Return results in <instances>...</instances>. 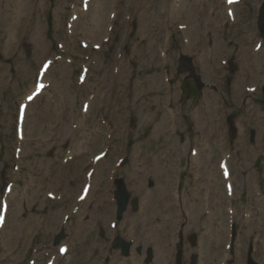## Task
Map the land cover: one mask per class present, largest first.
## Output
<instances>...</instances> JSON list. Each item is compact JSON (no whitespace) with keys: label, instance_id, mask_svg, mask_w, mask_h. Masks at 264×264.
I'll return each mask as SVG.
<instances>
[{"label":"rangeland","instance_id":"1","mask_svg":"<svg viewBox=\"0 0 264 264\" xmlns=\"http://www.w3.org/2000/svg\"><path fill=\"white\" fill-rule=\"evenodd\" d=\"M63 1L64 0H44V2H43L44 9L41 8L39 14H35V11H33L32 6H30L31 4L28 6V5H26V2H25V4L20 3V5H22V7L19 9L20 11H15V16H12V18L15 20V22L19 21L20 23H22L23 26H26L27 23H30L29 20H30V17H32L31 13L34 12V15L38 16V18L40 20H36V18H35L36 23L38 22L39 25L40 24L43 25V35L45 36V38L44 37L42 38V36L40 38L39 35H41V32H39V33L37 32L39 27H38V29H33V30H35V32L33 34V35H35L34 36L35 37L34 45L37 48L38 47L37 45L40 44L38 47V50L34 47L33 43L32 44H31V42L29 44L27 43L26 45H24L22 47L23 49H21L22 50L21 55L16 60H14L13 58L9 57L10 55H8V53L13 52V50H15V43H14V41H10V40L8 42L7 38L4 36L5 33L2 36L1 40H2L3 44H1V46L3 48L0 46V76L2 77V79L0 80V82H1V85L4 87V91H3V87H2V89L0 91V98H1V94H3V97L6 98V100H7L8 107H6V110L4 111V113L2 111L0 114V126L3 125V123H6V128L8 130H10V132H8L9 135L11 132H13L15 130V122H11V121H9V119L5 120L6 112L8 111V114L10 116H12V115L14 116L15 112L18 108L19 102L21 101L20 100L21 96L24 95L33 86L34 79L36 76V72L40 68L42 61L45 59V57L48 56V55L45 56L46 53L42 54V51L46 48V49L51 51V54H52V52L54 54L55 49H57L56 48L57 43H63L66 46H69L67 44V41H66L67 40L66 39V27L64 25V22L57 25L56 28L53 27L51 31H49L48 28H47V30H44L46 23L45 24L41 23L42 19H43V22H48V20H47L48 14L55 11L56 5L57 4L60 5L61 2H63ZM66 1H69V0H65L64 3ZM167 1H170V0H159V1L158 0H139L138 6L142 7L143 13L145 14V15H143V17L145 16V20H146V17L148 16V14H149L148 17H151V18L155 17V15L158 16L161 7L164 6L163 4ZM8 2H9V0H0V9H1L0 14L1 15L5 14V17H7L5 9L9 10V6H8L9 3ZM187 2L190 3L191 0H187ZM16 3L17 2H15L13 5L11 4V6L15 7ZM109 5L111 6V0H108L107 3L105 4V6H107V8L109 7ZM172 7H173V4H171L168 12L172 11ZM190 7L191 6L188 5V8H190ZM56 11H57V15L61 14V10L60 11L56 10ZM108 11H109V9H108ZM108 11H106V12L104 11V18L99 21V29L98 28L95 29L97 31L101 29L100 33L101 32L102 33L100 35V39L105 34V31H106L107 21H108V14L107 13H109ZM64 13L65 12H63L62 14H64ZM68 15H66L67 19H68ZM66 16L64 15V20H65ZM159 19H161V18H159ZM137 20L138 19L135 18V20L131 21L132 27L134 25V22H136ZM175 20L176 19H172L170 15H165L164 23H165V21L167 23H170L169 27H168L169 31L171 30V26L173 25V22ZM140 21L142 23V20H138L137 24H140ZM162 21H163V19H161V22L159 23L160 25L162 24ZM188 22H189L188 25L191 27V20ZM81 23H82V20H81ZM33 24L31 22V26H33ZM148 24H149V21L147 19L146 23L143 21V23L140 24L141 26H138L135 31L133 30V28H131L129 30L128 43H131V42L134 43L135 42L137 45V44H142L143 42H145L144 45L139 46V57H136V61H137V59L139 60L138 63H140V66H138V63L134 59L129 60V57H124L126 60H128V62L123 67L124 68V75H125L124 79L126 82V86L124 83H120L119 88H117V91L115 92L116 96L113 97V99H112L111 107L107 108L105 106L109 110V112L106 113L107 117L109 118V120L107 122L110 125L109 128L112 129V133L114 134V144H113V149L110 151L111 152L110 153L111 158L108 162H106L104 164L105 170H104L103 178H104L105 174L106 175L109 174L108 168L111 167L115 163L117 158L121 156L120 153L122 151H124L125 147H127L128 150L126 151V153L124 155H127L129 157V161H131V162L128 163L127 166L124 167V169L120 171L117 178H124L125 179V181L128 185V188H129L128 190L133 195L132 200L135 198L143 200V194L153 193V191L156 190L157 185H158L155 177H152L150 175L143 177V175L141 174V172L145 170L146 166H147L146 171L153 173V171H154L153 164L151 165V163L148 162L147 165H145V162H146L148 155L150 153H152L154 151V149H150L147 152H145V154L143 155L144 159L142 158L143 160L141 162H138L137 164L132 163V156H133L137 146H139L140 144L142 145L143 143H147L149 141L148 138L150 136V133L152 132L151 131L152 127H147L146 124H141V119L144 117L146 112L148 113L149 109L152 107L148 106L149 102L147 104L144 103V102H146V100L145 101H143V100L146 99L147 97H144V96L141 97L137 93V87L141 86V84L138 83L137 87L134 89V82H136L137 80H142L144 77L147 76V74H145L144 70H143V69H145L144 66L148 65L146 68L151 67L150 66L151 64H149V60L152 57L153 53L156 52L155 45H156L157 36L153 32L158 28V26L152 24L150 26L151 31L148 32L150 30V28H149L148 31L146 30V32H144V28L145 27L147 28ZM117 25H118L117 28H119V29H117L116 42L113 45L109 46V48L107 47L105 49V51L99 56V58L97 60H95V62H94L95 65L91 68L92 71H91L90 78H89L87 85L79 86L78 85V78L76 76L77 72H78L79 65H80V63H82L84 57L86 56L85 55L86 53H84V51L80 47L79 41L74 43V44H70V46H74L73 50L76 54V60H75V57L72 56V54L69 55L68 57L72 61H74V64H69V63L66 64L65 62H58V64H56L54 66L53 72L49 78V82L53 84V81H56V84H54V87L52 90L45 93L41 98L38 99V101L35 103V105L31 108L30 114L28 116V122L30 123V127H32L31 123L33 126H35L34 133L32 135L33 137H38L40 135V133H41L40 130L43 126L47 125L48 128L49 127L51 128L56 123L57 115L59 114V112H64L65 116L69 115L67 117V120L70 121V116L72 114L78 113L80 111L82 103L84 101L88 100L89 95L96 94V92H97V95L99 96V98L96 99L97 101H95V103H94L95 106L92 110V113L90 115H88L89 117H88V120L86 122V127L79 130V136L75 137L72 142H64L63 144H60L53 151V153H51L52 156H50V154H49V150H50L51 146H48L45 149L36 148L34 151V153L36 155L35 158L34 157L31 158V157L27 156L25 160L22 159V161L20 162L21 168H22L21 174H20V176L16 175V177H15V180L18 179L17 180V186H16L17 191L14 193L15 196H17V192H19L18 194H20V192L22 191L21 188H18V186L23 187V185H25V184L29 185V183H31V180L29 178V177H32L31 175H29L30 171H28V169L24 166L29 161H31V162H34L35 160L40 161L39 163L42 164V167H44V169L42 170L44 173L43 175L47 174V173H45L46 172L45 170L51 171L52 176L48 179V181L51 185L48 187H51L50 189H53L56 192H63L65 190V188H67V185H66L68 183L67 181L70 180L73 175L80 173L81 169L85 166V164L87 163L89 158L92 155L99 153L103 149V147L106 145V143H109L107 141L108 129H107V127H103L100 124V115H105V114H101L100 112H104V109H102V107L105 105V102L107 101V98H108L107 95L109 94V87H110V83L112 81L111 80V73H112V69L114 66V58L113 57L118 52V49L120 46V40L123 37V33L126 32L125 27L123 26L124 23H121V21H120V23H118ZM196 26H194V29ZM91 27H92V25H91ZM19 29H20V27H19ZM97 31L93 32L94 33V35H93L94 39L97 38V36H96ZM199 32H200V30H195V33H193V37L191 39H190L191 36H189V34L187 32H184V35L186 37V40L190 39V42H191V40H199L200 39L201 35H199ZM21 33H22V30H21L20 34L18 33L19 36L16 40V49H17V43H18L20 37H22L21 35L23 34V33L22 34ZM76 35H78V34H76ZM136 35H137V37H136ZM184 35H182V33L180 31H177L175 36H173L171 38L169 51L172 52V59H173L172 64L175 66L174 67V73L177 72V68H178V58H179L178 53L180 52V50H183V52L185 53V49H184V46L182 43ZM34 37H33V39H34ZM76 39L77 38H74V42L76 41ZM148 39H149V42H148ZM99 40H96L94 42H98ZM10 42H11V44H10ZM182 47H183V49H182ZM40 49L42 51H40ZM8 50H10V51H8ZM34 50L37 52V54H41V55L36 56V54L34 53ZM173 51H174V53H173ZM189 51L190 50L187 49L186 53H188ZM56 53L60 54L58 52V50ZM220 54H219V58H220ZM208 57L205 56L203 61H200V62H198L197 59L195 60L197 67H199L202 70V73L205 76L204 77L205 82L208 85H210V87L207 88L208 89L207 92H205V93H204V91L192 92L191 85H190L191 82L184 81L183 78H181L179 80V79H177V77H175L174 81L178 85V90H173L174 88L173 89L170 88L171 90H169V94H171V95L174 92V94H173L174 98H175V95L177 94V92H178V94H180L179 88L181 89V91H183L181 98H180V102L178 104H179L180 109L182 110V111H180V113L182 116V121H183L185 130L183 131L182 136L177 138L178 144L181 143V144H185V146H186V145H189V143H191V144L199 147V149H202L203 151H205V150H211L212 151L213 147H214V142L210 141L211 137H207V139H203L201 137V134L199 133L200 132L199 129L197 128V126H195L193 118H194L196 110L199 107L201 109L195 115L196 123H197L198 116L200 119L204 118V120L206 121L208 119L209 113L211 115H214L212 117L215 118V121L217 123L219 121H221L219 116H222L221 114L223 113V111H222V109H219L215 106L216 104L220 103V101L218 99H220L222 102H224L225 107H226V108H224V110L226 112L225 115L229 116V118L232 121H234V122L236 121V123H235V125H237L236 127H238L237 118L240 115L244 116L247 112H249V113L246 115H248V116L253 115L254 116L253 112L258 111L259 116L264 120L263 105L260 104L261 102L258 101V100H262L264 102V93L256 95L255 96L256 103L252 102L251 105L249 106V108L247 110H245V109H239V105H240L239 100L233 102V101L229 100V98H228L229 95L231 97V93L233 91V84H231L232 85L231 90H230V88H228L226 91H220V92H215V93H213L212 90L210 91V89H212L211 88L212 85H215V83H217V82L219 83V82H223V81L220 80V79H222L221 78L222 76L221 77L219 76L220 73H217L218 68L216 69V67H218L220 65L219 61H217L216 63L215 62L213 63V62H211L213 60L211 59V61H210V59ZM261 58L262 57H260V58L258 57L260 62H261ZM250 63L254 64L253 62H250ZM155 68L157 69L159 67L156 66ZM250 68H252V67H250ZM28 71H30V73L24 76L23 72L27 73ZM150 73H154V72L151 71ZM235 73L236 72L229 73V79L233 80ZM64 74L66 77V79L65 78L64 79L67 81L65 83H63V81H64V79H63V81L60 85L61 87L60 86L57 87L59 82H61L62 75H64ZM121 76L123 77V74H120V78H121L120 81H122ZM70 77H71V79H70ZM130 77H132V78H130ZM129 78H130V81H128ZM157 78L159 79V82H157L155 80ZM252 80L254 81V78ZM12 82H13V87H14V83L16 84V86H15L16 88H14L13 91L11 90V88L8 85H5L6 83L11 84ZM57 82H58V84H57ZM248 82L249 81H247L245 79L241 80L240 86H241L242 93H245L244 87L246 88V85L249 84ZM145 84H146L145 90L144 91L141 90L144 93L146 91H148V92L151 91L150 90L151 88L149 89V85L153 86V84H157V85L159 84V87L157 86V88L155 89L157 98L155 99L156 109L154 111V114L157 115L158 118L163 119L162 115H165V112L164 111L162 112V109L164 108V105H166V104L168 105L169 101H167V99L164 100L162 94H163V90L165 88H169L170 86H167L165 84V82L163 81V74H161V73L155 74L154 78H151V80L148 79V81ZM253 84H255V83H252V85ZM249 85H251V84H249ZM24 88H26V91H24ZM60 89L64 90L66 94L63 92L60 93ZM175 89H177V88H175ZM159 91H160V93H159ZM131 93H133L134 95L130 96ZM203 93L205 94V96H207L206 103H204V104L201 103V100L203 101V99H202ZM61 95H63V97ZM160 96H162V97L160 98ZM105 97H106V99H105ZM176 101H178V100H176ZM225 101H228L229 105ZM173 102H174V100H173ZM204 105H205V107H204ZM173 107L175 108V103H174ZM207 109H209V110L207 111ZM183 114H184V116H183ZM115 115H117L118 117ZM129 116L133 117V123L131 125V127H133V128L131 131L129 128L130 126L126 127V125L124 124V121H123L125 119V117H129ZM72 123H73V120L67 124V128H69V126L71 128ZM204 126L205 127L203 129L206 130L204 132L205 133L207 131L209 132L210 127H208L207 124ZM219 126L220 125L218 124V127ZM243 127H245L244 133H245V140L247 141L246 145L248 144V146H251V144L248 140V137L251 136L250 133H251L252 129H254L257 133L256 143H257V146H259L260 141H261V140H259L260 130H257V128L259 127V129H260L262 126L261 125H259V126L255 125V127H251V126H249L248 122L245 121V122H243ZM95 130L101 131V134L99 135V138H97V140L94 141L95 143L90 144L88 142V139H91L90 134L92 132H94ZM180 133H181V131H179L177 134H180ZM50 134H51V132L48 131L46 137H49ZM9 135L4 136V137H0V141L2 139H4L6 141L5 143L0 142V150H1V148H4V147L7 148V152H6L5 157H3V155H4L3 153L0 154V157H2V159H0V171H6L5 170L6 168H8L10 171V169L12 168L11 159H12V155H13V146L15 144V141H14V139H11L9 137ZM124 136L129 137L128 141L120 144L119 138L120 137L124 138ZM145 140H147V141H145ZM263 140H264V137H263ZM258 141H259V143H258ZM128 142H129V144H128ZM228 142L230 143V139H228ZM261 142H263V141H261ZM160 149H162V146H160ZM73 150H78V152L74 151L75 152L74 153ZM242 152L245 155V157L250 156L255 161V159H254L252 153H250V151L245 152L242 150ZM69 153H71V154L68 156L67 154H69ZM76 153H82L83 156L78 158ZM190 155H191L190 154V148H187L186 157L184 158L183 163H182L181 168H180V170H181L180 175L182 176V178L185 180L186 183H187V180H189V188L187 187L186 183L183 184V188L188 189V191H189V192H187L188 194H192V192L190 193V190L192 187L193 178L199 179L202 177V176L193 177L196 172L192 171L193 167L191 166ZM207 155H209L208 152H207ZM234 155H236L235 152H234ZM69 157H76L75 158L76 160L75 161H69L68 160L69 163L64 164L63 161L69 159ZM168 160L171 161L172 157L169 159H166L164 157L162 160H159V161H161L162 165H157L155 167V170L158 171V175H161L162 169H164L165 163L169 162ZM235 160L237 161V158ZM216 161H217V156L214 160L215 164H216ZM254 161L251 164H254ZM255 163H256L255 168H257L258 166L260 168L264 167V162H262V159H260L259 161L255 162ZM33 165L35 167H40V165H37V164H33ZM141 165H143V166H141ZM262 165H263V167H262ZM200 166H201V163H200ZM242 166L246 167V165L244 163L242 164ZM137 167L141 168V169H139V171H140L139 172L140 173L139 178L142 179L141 184H143L145 186L144 189H142L139 193L133 192V188L137 185L135 183H132L128 177L130 174V171L135 170ZM233 167H234V165H233ZM250 167L248 166L247 168H244V170L246 172V177L248 179L252 175L251 171L249 170ZM206 169H208V165H207ZM211 170H212V166L210 167L209 172H211ZM40 172L41 171H39L37 169V172H33V173L35 176L40 177V174H39ZM257 172H259V170H257ZM257 172L255 171V173H257ZM0 174H3V172H1ZM214 174L215 173L213 172V174L211 175L212 178H214ZM257 174H259V173H257ZM166 175L169 177L168 173ZM236 177H238V179L241 178V173L238 174ZM208 178H210V177L208 176L206 179H208ZM34 179H35V177H34ZM163 179L165 181H167L166 178H163ZM201 181H202V183H201L202 188L208 187L211 183V182H208V183L204 182L203 180H201ZM57 184H60L59 188L54 187V186H57ZM151 184H153V187H151ZM37 185L39 186V183ZM38 186L36 189L37 191L40 190L39 188H42L41 189L42 191L40 190L41 191L40 194L46 193L44 191L47 188L42 187V186L38 187ZM75 188L78 190L79 187L77 186V184L75 185ZM197 188H198V190H196L197 192L193 191V193L196 192V193H198V195L205 193V191L207 190V189L206 190H200V188H201L200 185ZM0 190H2V189H0ZM103 198H105V196L101 197L100 201ZM10 199L14 200L13 196ZM96 199L97 198H94V201ZM90 205L92 206L93 202L90 203ZM72 206H73V201L69 200V201L62 203V204H52L51 203L49 205V207L44 212H42L41 208L38 211H36V210L34 211V208H33V211H31V209H28L27 210L28 213L32 212L31 214H29V216H23L22 214L18 213V214H20L22 219L25 217L24 218L25 220L30 218V216L33 213L39 214V216L37 215V217H34V219L36 220V223L33 224L32 227H30L31 233L29 236H31V237H33L36 234L37 229H39L41 227L42 223L43 222L45 223L43 225V228L45 230L44 231L45 236L43 234L42 237L35 242L36 243L35 246H37V250H39V253H42L45 250L51 249L50 252H53L54 255L57 254L58 248H56L54 245V243H55L54 237L59 234V226H60V223L62 220V216L64 214H67V213H64L66 208H69ZM88 208L89 207L86 206L84 209L83 215L81 216V214H80L78 216V217H81V219H82V220L80 219L81 221H83L84 217H86ZM258 209L261 210L262 207H258ZM62 211H64V212H62ZM103 214L106 215L105 212H103ZM126 216L135 218V216L137 217V213L131 211V215L129 212ZM14 218L15 217H13V215H9V221H8L9 227L10 226L13 227L16 225ZM100 218H102V217H100ZM128 219H127V222L130 224L131 221H129ZM48 220H49V222H48ZM99 220L100 219H98L97 222L92 221L95 225L91 224L92 226H90L89 230H86L82 233V235H83L82 241H87V239L85 238L87 234L91 235L90 240H88L89 244L84 245V246H86L83 249L84 253L88 252L92 241L95 238H96L95 240H97L98 239L97 236L99 235V233L102 232V228H101ZM78 221H79V218L76 219V222H78ZM127 222H125V224ZM133 226H137V224L134 222ZM189 228L191 229V223H190ZM260 229L262 231H264V228H260ZM68 232H69V230L65 233V235L68 236V234H69ZM17 234L18 233H14L12 244L15 243L14 241H15V237ZM99 236L101 239H104V242L106 243L108 240V231L105 234L99 235ZM256 241H258V239H256ZM258 242H259L258 243V247H259L258 248V258H262V257L264 258V246H261V242H262L261 240ZM1 245H3V243L0 244V247H1ZM28 245H29V243H27V246ZM242 246H245L244 241H243ZM242 251H243V248H242ZM101 252H103V251H101ZM24 255H26V253H20L18 259L15 262L13 261L11 264H28V261L30 259L35 260V261H38V259H39L38 257L33 255L32 257H29L26 260V256H30V255L29 254H27L26 256H24ZM79 257H80L79 260H81L84 263L86 261L85 259L87 257V254L81 253V254H79ZM99 257H100L99 259L102 258L101 255H99ZM23 259L26 261H24V263H21L23 261ZM70 260L71 259H65L64 261L61 260V262L59 264H69ZM0 263H1V261H0Z\"/></svg>","mask_w":264,"mask_h":264},{"label":"bare ground","instance_id":"2","mask_svg":"<svg viewBox=\"0 0 264 264\" xmlns=\"http://www.w3.org/2000/svg\"><path fill=\"white\" fill-rule=\"evenodd\" d=\"M107 1L108 0H103V2L101 1V5H100V8L97 6V8H95L94 10H93V17H92V21H91V25H92V27L89 29V32H88V34H91V31L92 30H95L96 28H98L99 29V21L101 20V19H103L104 18V9L106 8V6H105V4L107 3ZM177 2H183V0H176ZM15 2H17L16 4H15V7H12L11 6V4L13 5ZM25 2H26V5H30V6H32V9H33V11H35V14H39V11L38 10H40L41 8H43L44 9V6H43V2H44V0H39V1H37V0H9V4H8V6H9V11L8 12H6V16L7 17H5L3 20L4 21H11L12 22V26L10 27V29H9V31H5V34H4V36L7 38V41L9 42V40L10 41H14L15 42V50H16V40H17V38H18V36H19V34H18V32H19V27H21V28H23V30H24V28H25V26L24 27H22L23 25H22V23H20L19 21L18 22H15V20L12 18V16H15V11H20L19 9L22 7V5H20V3H23V4H25ZM36 2H38V4H36ZM185 2V1H184ZM186 5H187V2H186ZM2 7V6H1ZM70 7V6H69ZM90 7H91V5H90ZM88 8H89V6H88ZM32 11V10H31ZM91 11V10H90ZM187 13L189 12V16H190V19H191V17L193 18V15H195V18H194V20H196V14L194 13V14H191V9L190 8H188L187 10ZM63 13V12H62ZM66 13V12H65ZM153 13V12H152ZM169 13V14H168ZM32 14V17H34L33 18V21H32V24H33V26H31V30H33L34 29V27H35V29H38V27H39V29L37 30V32L39 33V32H41V33H43V25L42 24H40L39 25V23L37 22L36 23V20H40L39 18H38V16H35L34 15V12L33 13H31ZM178 14H182L183 16L185 15V14H183V11H182V7L180 8V9H178V10H176V8H175V2H173V7H172V11L171 12H166V14L165 15H170L171 16V18L172 19H176V15H178ZM21 15V14H20ZM19 15V16H20ZM78 16V19H77V16ZM145 15V14H144ZM4 16H5V14H4ZM21 17V16H20ZM71 17H72V19H75L76 21H74L75 23V26H77L78 25V23H81V20H82V17L83 16H80V18H79V14L78 13H73L72 15H71ZM35 18H36V20H35ZM18 20V19H17ZM42 22L41 23H43V19L41 20ZM149 21V20H148ZM154 21L157 23V24H159L160 22H161V19H159L156 15H155V17H154ZM31 23V22H30ZM36 23V24H35ZM42 25V26H41ZM141 26V25H140ZM151 26V25H150ZM150 26H149V28H150ZM200 26L199 25H197L196 27H195V29H194V27L192 28V29H188L186 32L189 34V36H191L190 37V39L193 37V33H195V30H199L198 28H199ZM149 28L147 27H145L144 28V32H146V30L148 31L149 30ZM101 30V29H100ZM95 31H97V30H95ZM151 31V28H150V30L148 31V32H150ZM23 32V31H22ZM24 34V33H23ZM93 35H94V33H92L91 34V37H93ZM28 37H27V39H26V41H25V44L26 43H30V42H32L31 40H32V36H33V33L32 32H30V34L29 35H27ZM35 36V35H34ZM97 36V35H96ZM40 37H41V35H40ZM95 37V36H94ZM2 36H0V46H1V44H3V42H2ZM20 39H21V37H20ZM20 39H19V41H20ZM190 39L189 40H185V42H190ZM209 40H210V38H209ZM213 40H214V38H213ZM18 41V44L20 43ZM35 42V41H34ZM210 43V45H212L213 44V41H210L209 42ZM10 44H11V42H10ZM32 44V43H31ZM34 45V44H33ZM39 45L40 44H38L37 46L39 47ZM44 45V44H43ZM218 45H220V43L219 42H214V46L215 47H217ZM139 44H137V45H135L134 46V48H133V54H134V56H137L138 54H139ZM214 46H213V48H214ZM2 47V46H1ZM34 47H35V45H34ZM38 47L36 48L37 50H38ZM3 48V47H2ZM43 48V47H42ZM160 48H162V47H160ZM263 48H264V45H263V47H262V49L259 51V53L260 52H262V50H263ZM215 49V48H214ZM15 50H13V52H10V53H8V55H10L9 57H11V56H13L12 54H14L15 53ZM45 50H46V48L42 51L41 49H40V51H42V54H43V52H45ZM8 51H10V50H8ZM204 54L208 57L209 55H208V53H205L204 52ZM204 57L205 56H201V55H199V57H197L196 59L198 60V62H200V61H203V59H204ZM242 57V56H241ZM195 59V60H196ZM241 59V58H240ZM122 63V62H121ZM195 63H196V61H195ZM169 65V64H168ZM167 65V66H168ZM200 65V64H199ZM198 65V66H199ZM123 63L121 64V69L123 68ZM151 67H152V65H150ZM170 67H171V64H170ZM243 67V68H242ZM250 67H252V68H250ZM254 64H252V63H250V61L249 60H247V58H246V56L244 55L243 56V58L241 59V69L238 71V74L235 76V80H234V82L232 83L233 84V91H232V93H231V97H235V98H239L240 96H241V100L243 99V96H244V93H242V91H241V86H240V83H241V80H247V81H249V82H254V83H256V85L258 84V85H260V84H263L264 85V77L261 75V74H259L260 73V69H259V72L257 73L256 72V68L254 69ZM197 68V70H198V75H199V77L201 78V80H202V83H204V84H207L206 82H205V76L203 75V73H202V70L199 68V67H196ZM228 69V68H227ZM227 69L224 71H221V75L219 74V76L222 78V79H220V80H222L223 82H219V84H220V88L223 90V89H227V87H224V84L226 83V81H228V78H229V71H227ZM243 69V70H242ZM251 69H254L253 71L251 70ZM263 70H261V72H262ZM249 72V73H248ZM120 74H123L122 73V71L120 70V73H119V76H118V81H120ZM224 75H226V76H228V77H226V76H224ZM197 76V75H196ZM198 77V76H197ZM151 78H154V76H152ZM151 78H149L150 80H151ZM254 78V81L252 80ZM157 82H159V79L157 78V79H155ZM163 81H164V75H163ZM54 82V81H53ZM210 84V83H209ZM157 86L159 87V84L157 85V84H153V86H150L149 85V88H151L150 90L151 91H146L145 93H143V94H145V95H148L149 96V94H152V93H154L153 94V96H152V98L150 99V101H149V103H148V106L149 107H152V108H150L149 109V111H148V113L146 112V114L144 115V117L141 119V124H146L147 125V127H152V132L150 133V136H149V145H148V147L146 146V144H144L143 146H141V144L139 145V147H138V149L136 150V153L134 154V156H133V163H135V164H137L138 162H141V160H142V158H143V155L145 154V152H147L148 150H150V149H154V154L152 155L153 156V158L155 159V160H153V161H151V160H149L151 157H148L146 160H147V163L149 162V163H151V165L153 164V166H154V171H153V173H150V172H148V171H146L145 170V172H143V177H146V176H148V175H151V174H154L155 176H157L158 178H159V181H158V187H157V190H156V194H157V196H158V200H159V202H163L164 201V205H163V209L161 208L160 209V211L158 212L159 213V216L160 217H162V220H163V223L167 226V227H169L170 228V225H171V223L173 222V216H174V210L172 209V203L171 204H168V200H169V195H168V193L166 192V189H165V185L163 184V183H165V181H163L162 179H161V175H158V171L157 170H155V167L157 166V165H162V163H161V161H159V160H162L164 157L166 158V159H168V158H171V156H169V155H167L168 154V152H165L164 150H162V149H160V146H156L155 144L157 143V141H156V139L159 137V135L160 134H163L164 135V132H165V130H167L168 129V122H167V120H168V117L169 116H167V115H162L163 116V119L162 118H158L157 117V115H155L154 114V111H155V109H156V102H155V99L157 98V96H156V92H155V89L157 88ZM168 86H170V85H168ZM248 85H246V87H247ZM171 87H169V88H165L164 90H163V95H165L163 98H164V100H166L167 99V101H170L171 99H173L174 97H173V94H174V92L172 93V95L171 94H169V90H171L170 89ZM244 89H245V87H244ZM212 91H217L216 89H212ZM245 91H246V89H245ZM257 91H259V90H257ZM256 91V94L258 93ZM60 92H63V93H65L64 92V90H61L60 89ZM152 92V93H151ZM159 93H160V91H159ZM66 94V93H65ZM242 94V95H241ZM249 98H251V97H249ZM204 103H206V98H205V96H204ZM95 101H97V100H94L93 101V108H94V103H95ZM146 103H147V101H146ZM245 106H246V103L244 104ZM167 104L166 105H164V108L162 109V112L164 111L165 112V114L167 113ZM216 106V105H215ZM64 110V109H63ZM209 109H207V111H208ZM74 111V110H73ZM173 111H176V110H171V113H172V115H175V113L173 112ZM170 113V114H171ZM138 114V113H137ZM168 114V113H167ZM115 116H117V115H115ZM212 116H214V115H211L210 113H209V116H208V119L205 121L204 120V118H202V119H200L199 118V116H198V118H197V127H198V129L199 130H202V126H204V125H206L207 124V126L208 127H210V131L209 132H206L207 134H210V132H211V126H214V121H215V118H213ZM89 117V116H88ZM118 117V116H117ZM173 117V116H172ZM86 119V118H85ZM85 119H83V121H85ZM87 120H88V118H87ZM222 124V123H221ZM81 125H82V123H81ZM240 127H241V125H242V121H239V124H238ZM221 126V125H220ZM164 127V128H163ZM81 128V127H80ZM79 128V129H80ZM83 128H84V126H83ZM78 129V130H79ZM205 131V130H204ZM203 131V132H204ZM64 132H66L65 130H64ZM77 132V131H76ZM94 132H96V137H94L93 138V140H97V138H99V135H100V133H98V132H100L99 130H95ZM173 134V133H172ZM78 136H79V134H78ZM78 136H76V137H78ZM172 136V135H171ZM243 140V138H242V136H241V138H240V141H242ZM261 141H263V140H261ZM94 142V141H93ZM95 143V142H94ZM146 146V147H145ZM242 146V145H241ZM145 147V148H144ZM242 149V148H241ZM184 150V149H183ZM242 152V151H241ZM166 155H167V157H166ZM141 158L140 160H137V158ZM241 160H242V164L244 163L245 165H246V167H248L254 160H253V158L252 157H250V156H248V157H245V155L243 154V152L242 153H240V157H239ZM144 159V158H143ZM126 163H124V165H125ZM124 165H123V167H124ZM34 168H32L33 169V172H37V169L39 170V171H41V172H43L42 170V166H40V167H35V166H33ZM168 167H170V166H168ZM153 168V167H152ZM166 167H165V165H164V169H165ZM171 169L170 170H168L167 172H169L170 174L172 173V172H175V174H176V171L174 170V168H173V163H172V167H170ZM103 169H105V167H104V162H100L97 166H96V168H95V170L97 171L96 173H95V178L93 179V181L95 182L96 181V179L99 177V179H100V177L102 176V173L104 172L103 171ZM163 169V170H164ZM138 172H135V174H137ZM40 174V173H39ZM264 176V175H263ZM99 179H98V182L96 181V183H99ZM138 180V182L140 183L141 182V179L140 178H138L137 179ZM230 180H232V176H231V178H230ZM38 186V185H37ZM39 187V186H38ZM42 189V188H41ZM40 189V190H41ZM39 190V189H38ZM137 190H139V188H137ZM91 192H92V190L90 191V194H91ZM90 194H89V196L87 197V199L85 200V202H88L89 200H90ZM150 198V197H149ZM221 199V198H220ZM78 201V200H77ZM147 202L149 201V199H147L146 200ZM170 201H171V199H170ZM27 201H25V203H26ZM189 203H191V201H188ZM148 204V203H147ZM189 207H190V209H191V204H189ZM255 208V206L254 205H252V209H254ZM146 210V208L144 209V211ZM197 210V209H196ZM143 211V212H144ZM261 211H264V207H262V209H261ZM164 213H167V214H165L164 215ZM189 213L191 214V211H189ZM8 214H9V212H8ZM18 216H20V214H17ZM164 215V216H163ZM196 217L198 216V212L196 211L195 212V214H194ZM263 215H264V212H263ZM46 217V216H45ZM144 219H145V217H144ZM143 219V220H144ZM142 220V221H143ZM194 221V220H193ZM17 222H19V220L17 219ZM48 222H49V220H48ZM144 222H146V220L144 221ZM149 222H151V221H149ZM49 224V223H48ZM15 225V224H14ZM161 228H159V229H161L162 231H161V236H162V234H163V236L165 235H168V233H167V231H168V228H166L165 226H160ZM163 232V233H162ZM78 234H81V232H79V233H77V235ZM211 240V239H210ZM10 241H11V236L10 237H4L3 236V242H6L7 244H9L10 243ZM208 242H209V240H208ZM209 244L210 245H212V241H210L209 242ZM116 248L118 249L119 248V245H116ZM173 249V248H172ZM70 252V251H69ZM55 264H57V263H55Z\"/></svg>","mask_w":264,"mask_h":264},{"label":"flooded vegetation","instance_id":"3","mask_svg":"<svg viewBox=\"0 0 264 264\" xmlns=\"http://www.w3.org/2000/svg\"><path fill=\"white\" fill-rule=\"evenodd\" d=\"M167 236V235H166ZM165 235H164V237H166Z\"/></svg>","mask_w":264,"mask_h":264}]
</instances>
